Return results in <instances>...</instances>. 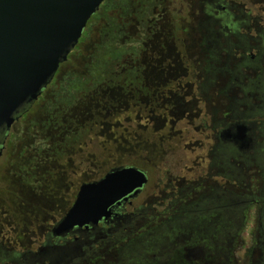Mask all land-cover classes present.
Segmentation results:
<instances>
[{
    "label": "flooded vegetation",
    "instance_id": "1",
    "mask_svg": "<svg viewBox=\"0 0 264 264\" xmlns=\"http://www.w3.org/2000/svg\"><path fill=\"white\" fill-rule=\"evenodd\" d=\"M192 6L197 11L196 22H187L183 15H190ZM244 8L226 0H165L163 21L147 27L148 38L140 55L134 49L122 56L126 65L109 77L95 81L85 77V86L69 88L74 74H85L69 71V60L81 48L88 46L89 53L95 40L92 35L74 52L88 20L67 60L36 99L15 111L9 127L0 126V175L4 176L0 183V264H88L90 246L135 215L133 201L149 181L138 167L147 176L146 185L137 196L114 207L108 221L54 234L82 184L99 180L111 169L133 166H114L98 178L74 185L73 175L79 172L73 159L89 154V138L93 137L99 139L98 153L112 155L146 141L156 142L157 149L175 143L183 150L180 173L184 175L200 173L207 150L204 143L211 140L207 156L219 183L214 184L207 206L218 209L214 216L229 230L205 252V247L201 250L196 244L198 240L219 232L201 229L200 209L192 214L187 211L189 215L163 213L166 229L158 233L176 247L170 257L152 264H199L200 260L228 264L233 207L237 205L245 211L239 214L242 222L257 207L260 255L256 264H264V32L259 22L233 23L235 13L242 14ZM167 14L172 22L166 21ZM202 102L213 107L209 127L203 120L197 126L200 112L192 114L194 108L200 111ZM240 106L247 110L245 116L238 113ZM242 129L245 143L238 138ZM150 146L147 149L155 156L158 150ZM198 175L193 185L199 183ZM233 188L240 190L237 197H233ZM100 246L97 256L104 245ZM219 254H224L223 260L217 258Z\"/></svg>",
    "mask_w": 264,
    "mask_h": 264
},
{
    "label": "water",
    "instance_id": "2",
    "mask_svg": "<svg viewBox=\"0 0 264 264\" xmlns=\"http://www.w3.org/2000/svg\"><path fill=\"white\" fill-rule=\"evenodd\" d=\"M103 1L0 0V126L9 127L15 111L36 99ZM238 138L245 143L243 129ZM147 181L143 171L128 166L82 184L54 234L108 221L113 208L137 196Z\"/></svg>",
    "mask_w": 264,
    "mask_h": 264
},
{
    "label": "rangeland",
    "instance_id": "3",
    "mask_svg": "<svg viewBox=\"0 0 264 264\" xmlns=\"http://www.w3.org/2000/svg\"><path fill=\"white\" fill-rule=\"evenodd\" d=\"M189 1L190 3H194V0ZM226 1L231 2L233 5H242L245 7L242 14H240L239 11L235 13V16L232 18L233 23H241V21L247 20L249 24L254 25L259 22L263 28L262 31L264 32V0ZM262 8L263 11L261 10ZM188 10L190 11V15L183 11L185 13L183 17L186 18L187 22H196L195 18L197 11L195 12L193 6ZM179 15L182 16V14H175L178 18L180 17ZM166 21L172 22L171 17L168 14L166 16ZM178 22L183 21L178 20ZM254 33L255 32L253 31V34ZM88 50V46L81 48L77 56L71 57L74 58L72 60L76 64H83V57L87 56ZM262 67L264 68V65ZM217 106L220 105L218 104ZM198 107L200 111L195 108L192 109V114L200 112L199 120L201 121H197L195 124L198 126L199 122L203 123L204 121L209 127L211 124L210 116L213 113V107L207 102H202L198 105ZM238 113L245 116L247 110H245L243 106H240L238 108ZM203 115H207V117H202ZM31 120L33 121V119ZM26 142L27 139L25 140V143ZM147 142L148 141H146V144H140L135 149H131L129 151L122 150L118 154L112 155V153H98L97 150L100 147L98 144L99 139H95L94 137L93 139L89 138V154L83 159H73V166L78 169L77 171L79 173L73 175L72 183L75 185L84 179L89 180L98 178L104 171H107L109 168L114 166L133 165L138 167L148 174L149 181L142 192L133 201L132 208L135 209L138 214L140 212L143 215L139 219V224H135L134 226L136 228L142 227L140 231H143L142 229L144 226L146 231L154 232L165 225V218L162 217L163 213L169 215L174 213L189 215L187 211L190 210V214H192L193 210L200 209V213L202 214L200 221L201 229L205 228L209 231L211 230L213 233L219 232L217 234H212L210 237H203V239L198 240L196 243L199 245L201 250L205 247V252H208V248L217 244V240H219L218 238L220 237L219 235L221 234V236H224V231L229 230V226L226 227L223 221L218 220L214 216L217 215L215 211L217 212L218 209L215 210L212 205H210V207L207 206L211 202V192L215 190L213 187L215 186L214 184L216 181L219 183V181L217 179L215 180L214 176H212L213 172L216 170L212 168L211 157L207 156V152L212 146V144L209 143L212 141L210 140L204 143V147L207 146V150L206 152L203 150L204 153L202 158L204 162L200 166V173L192 175H184L180 173V168L183 164V150L181 148H177L175 143H165L157 149L154 145L156 142ZM149 145H152L150 146L151 150H158L155 156L150 154L148 150ZM178 147L181 146L179 145ZM85 164L88 167L87 169ZM198 174H200L199 183L193 185L192 182H195V180L198 182ZM173 177L174 180L172 179ZM3 179L4 176L2 174V176L0 175V183L4 182ZM191 186L192 188H190ZM232 193L233 197H237L240 190H234L233 188ZM169 202H174L175 205L172 204L170 208L166 209ZM237 206L238 208L236 207V209H233L234 220L231 223V230L233 234L230 238V255H227V262L228 264H256L260 255V252L257 249L259 246L258 238L260 235L258 231L259 222L256 214L257 207H253L249 212L248 220H243L244 222H242L239 214H241L244 210L241 206L240 208L239 205ZM207 216H210L212 219L207 218ZM203 217L207 219H204ZM149 219L151 221H149ZM145 221L146 223H144ZM185 223L192 224L190 222ZM242 224L243 226H241ZM121 247H123V244L116 246L104 245L100 256L88 261V264H115L118 260V253L121 251ZM204 256H207V253ZM217 258L223 260L224 254L217 255ZM203 259L205 258L203 257ZM202 261L203 260H200L199 264H203Z\"/></svg>",
    "mask_w": 264,
    "mask_h": 264
},
{
    "label": "trees",
    "instance_id": "4",
    "mask_svg": "<svg viewBox=\"0 0 264 264\" xmlns=\"http://www.w3.org/2000/svg\"><path fill=\"white\" fill-rule=\"evenodd\" d=\"M165 0H105L99 10L91 17L89 25L85 30L80 44L74 52L78 51L80 45L86 42L92 35L95 40L92 48L87 54V60L83 64H76L69 60L71 68L69 71L83 75L74 74L69 88L85 86L83 78L102 80L109 77L112 72L120 70L126 65L122 61L123 55L130 53L140 55L144 49L147 36V27L162 20L163 6ZM134 44L136 46L129 47ZM69 63V62H68ZM67 86V85H66ZM238 208L234 206L233 209ZM240 208V207H239ZM139 212V211H138ZM139 215V216H138ZM143 215L135 211V215L125 222H121L118 231L106 234L103 240L100 238L90 246L87 259L93 260L98 257L100 245H118L122 253H118V260L115 264H152L160 263L167 255L170 257L172 248H175L173 241L162 240L161 230L166 229L165 225L154 232L136 228L139 219ZM149 221H151L149 219ZM146 223V221L144 222ZM155 233H157L155 235ZM151 234V235H150ZM163 234V233H162ZM165 234V233H164ZM166 235V234H165ZM100 256V255H99Z\"/></svg>",
    "mask_w": 264,
    "mask_h": 264
}]
</instances>
